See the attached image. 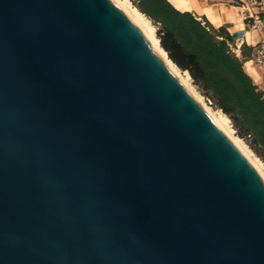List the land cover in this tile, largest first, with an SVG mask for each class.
<instances>
[{
	"label": "water",
	"instance_id": "obj_1",
	"mask_svg": "<svg viewBox=\"0 0 264 264\" xmlns=\"http://www.w3.org/2000/svg\"><path fill=\"white\" fill-rule=\"evenodd\" d=\"M0 264H264V181L114 0H0Z\"/></svg>",
	"mask_w": 264,
	"mask_h": 264
},
{
	"label": "trees",
	"instance_id": "obj_2",
	"mask_svg": "<svg viewBox=\"0 0 264 264\" xmlns=\"http://www.w3.org/2000/svg\"><path fill=\"white\" fill-rule=\"evenodd\" d=\"M167 6L165 0H138L137 5L140 12L153 22L160 21L159 15L164 17ZM158 33L161 48L168 52L169 59L192 77L202 78L205 86L218 96L217 102L225 112L235 111L245 133L251 137L253 149L264 162V92L242 68L248 53L242 51L238 58L227 43L215 42L212 35L201 29L205 40L195 42L193 51H183L184 62H181L166 46L165 38L172 37L170 31L166 30L162 35Z\"/></svg>",
	"mask_w": 264,
	"mask_h": 264
},
{
	"label": "crops",
	"instance_id": "obj_3",
	"mask_svg": "<svg viewBox=\"0 0 264 264\" xmlns=\"http://www.w3.org/2000/svg\"><path fill=\"white\" fill-rule=\"evenodd\" d=\"M165 1L168 3L165 9L166 14L163 18L159 15V22H153L147 18L161 35L166 30L170 31L172 37L165 38V43L176 59L184 62L182 52L193 51L194 43L204 39L201 33L203 29L213 36L215 42L234 45L233 52L238 58L241 57L242 51L248 53L242 68L258 89L264 92V72L258 69L250 59L251 49L259 42L260 35L245 26L238 7L231 5L228 0ZM238 33H241L240 36L234 38L233 35ZM165 53L168 56V52L165 51ZM173 64L179 68L175 63Z\"/></svg>",
	"mask_w": 264,
	"mask_h": 264
},
{
	"label": "rangeland",
	"instance_id": "obj_4",
	"mask_svg": "<svg viewBox=\"0 0 264 264\" xmlns=\"http://www.w3.org/2000/svg\"><path fill=\"white\" fill-rule=\"evenodd\" d=\"M128 2H129L130 6H133V7L138 9V7H137L138 0H128ZM150 23L152 24V26L154 28V36L158 39V45L161 47V43H160V39H159V33H158L155 25L151 21H150ZM232 46H233L232 48H235L234 45H232ZM231 51L233 52V50H231ZM165 55H166V53H165ZM167 58L169 59L168 56H167ZM170 62H171V60H170ZM178 69H179L180 74L183 76V78L187 79L186 80L187 83L185 82V80L184 81L181 80L182 79L181 77L177 76L178 79L184 85V87H186L188 89V91L194 96V98L198 101V103L205 109V111L208 113V115L210 116V114H211L212 117L214 115H215L214 117H217L218 114L221 113L228 119L226 126H227L228 131H230L231 133L228 131H227L228 134H227V132L226 133L224 132V133L227 135V137L234 144L236 141L235 145H237L236 147L240 146L241 149L240 148H238V149L241 151V153L244 155V157L246 159L247 158L250 159V161L252 160L251 162H253V163L254 162L256 163V160H257V162L261 161V163L264 165V162L262 161V159L259 157V155L256 153V151L253 149L252 144H251V137H250V135H247L245 133L244 127L241 125L240 120H238V118L235 115V111L225 112L222 108H220V106L217 102L218 96H215L213 94V92L205 86V82L202 78H200V77L194 78L189 74V72H186V70H182L180 68H178ZM185 72L188 74L189 77L184 75ZM216 97H217V99H216ZM238 142H240V143H238Z\"/></svg>",
	"mask_w": 264,
	"mask_h": 264
},
{
	"label": "bare ground",
	"instance_id": "obj_5",
	"mask_svg": "<svg viewBox=\"0 0 264 264\" xmlns=\"http://www.w3.org/2000/svg\"><path fill=\"white\" fill-rule=\"evenodd\" d=\"M114 1L120 6V8L126 13V15L130 18V20L143 33V35L149 41L152 48L160 55V57L163 59V61L166 63V65L170 68V70L176 76L181 77L182 78L181 80H183V81L185 80V82H186L187 79L183 78V76L179 72V69L174 64H172L170 62V60L166 57L163 49L158 45V39L154 36V28H153L152 24L150 23L149 19L147 17H145V15H143L137 8L130 6L128 0H114ZM184 75L189 77L186 72ZM210 116H211V114H210ZM214 116L213 117L211 116L213 118L214 122L218 125V127L223 132L226 133L228 131L227 126H226L228 119L221 113H219L217 117H214ZM228 132H230V131H228ZM228 132H227V134H228ZM238 143H240V142H238ZM235 144H236V141H235ZM237 148H240V146H238ZM248 161H250V159H248ZM251 163H252V166L255 168V170L258 172L259 176L264 181V165L261 163V161L257 162V160H256V163L255 162L254 163L251 162Z\"/></svg>",
	"mask_w": 264,
	"mask_h": 264
},
{
	"label": "built area",
	"instance_id": "obj_6",
	"mask_svg": "<svg viewBox=\"0 0 264 264\" xmlns=\"http://www.w3.org/2000/svg\"><path fill=\"white\" fill-rule=\"evenodd\" d=\"M231 5L241 10V17L248 29L260 35L258 43L251 49L250 59L264 72V0H228ZM228 47L233 50L231 44ZM234 51V50H233Z\"/></svg>",
	"mask_w": 264,
	"mask_h": 264
}]
</instances>
